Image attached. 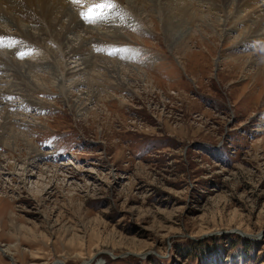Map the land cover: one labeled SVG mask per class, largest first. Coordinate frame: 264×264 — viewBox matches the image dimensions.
Masks as SVG:
<instances>
[{"label":"rangeland","instance_id":"1","mask_svg":"<svg viewBox=\"0 0 264 264\" xmlns=\"http://www.w3.org/2000/svg\"><path fill=\"white\" fill-rule=\"evenodd\" d=\"M227 11L173 46L143 6L84 73L23 49L48 67L0 97V264H264V41Z\"/></svg>","mask_w":264,"mask_h":264},{"label":"bare ground","instance_id":"2","mask_svg":"<svg viewBox=\"0 0 264 264\" xmlns=\"http://www.w3.org/2000/svg\"><path fill=\"white\" fill-rule=\"evenodd\" d=\"M81 3L89 5L88 9L92 8L99 16L95 22L87 23L77 14L78 11L81 14L85 11ZM108 3L112 7H106ZM143 6L151 9V15L154 12L157 14L166 38L173 46L193 43L196 36L188 34V29L192 28L191 25L204 28L205 22L202 23V20L207 14H215L216 24L224 33V26L228 24L229 6H232L237 20L245 25L242 41L247 44L264 41V3L260 4L258 0H0L1 99L15 104L19 94L23 99H29L30 104L35 102L29 95L33 88L30 74L34 69L43 70L48 66L41 61L44 58L41 54L33 60L23 59V49L31 45L38 47L45 39L52 38L54 43L58 42L63 47L62 55L66 62L70 59L76 62L74 67L67 68L66 75L84 73L97 58L98 54L95 55L94 51L100 52L98 49L101 48L98 47L101 44L126 39L121 30H125L127 25L136 29L137 25L132 19L144 15ZM199 13H202L201 23L197 24L195 22ZM148 15L150 13L145 16ZM259 56L264 61V51H260ZM262 65L258 70H263ZM114 70L119 73L118 69ZM13 95L15 98L10 99ZM1 99L0 104L3 103Z\"/></svg>","mask_w":264,"mask_h":264},{"label":"clouds","instance_id":"3","mask_svg":"<svg viewBox=\"0 0 264 264\" xmlns=\"http://www.w3.org/2000/svg\"><path fill=\"white\" fill-rule=\"evenodd\" d=\"M261 50L264 51V42L260 43Z\"/></svg>","mask_w":264,"mask_h":264},{"label":"snow or ice","instance_id":"4","mask_svg":"<svg viewBox=\"0 0 264 264\" xmlns=\"http://www.w3.org/2000/svg\"><path fill=\"white\" fill-rule=\"evenodd\" d=\"M99 5H97V7H98ZM106 7H112V5H111V3H108V4H106L105 5ZM85 19H88L87 17H85Z\"/></svg>","mask_w":264,"mask_h":264}]
</instances>
